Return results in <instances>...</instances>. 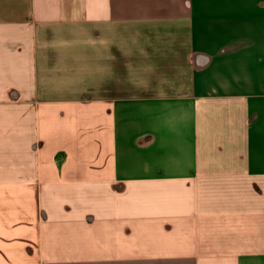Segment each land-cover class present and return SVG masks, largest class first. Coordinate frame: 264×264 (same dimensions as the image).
I'll return each instance as SVG.
<instances>
[{
  "label": "crops",
  "instance_id": "0c3cea01",
  "mask_svg": "<svg viewBox=\"0 0 264 264\" xmlns=\"http://www.w3.org/2000/svg\"><path fill=\"white\" fill-rule=\"evenodd\" d=\"M0 264H264V0H0Z\"/></svg>",
  "mask_w": 264,
  "mask_h": 264
}]
</instances>
